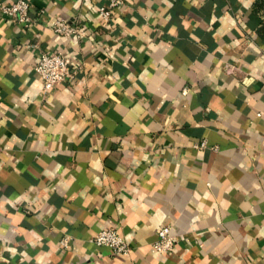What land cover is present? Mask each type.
<instances>
[{"label":"crops","instance_id":"obj_1","mask_svg":"<svg viewBox=\"0 0 264 264\" xmlns=\"http://www.w3.org/2000/svg\"><path fill=\"white\" fill-rule=\"evenodd\" d=\"M28 1L0 13V264H264V0ZM43 51L80 68L46 91Z\"/></svg>","mask_w":264,"mask_h":264},{"label":"built area","instance_id":"obj_2","mask_svg":"<svg viewBox=\"0 0 264 264\" xmlns=\"http://www.w3.org/2000/svg\"><path fill=\"white\" fill-rule=\"evenodd\" d=\"M126 0H108V3L98 8L99 13L110 19L113 13ZM43 10L40 12V14ZM0 13L21 26H30L37 17L33 14L32 5L28 0H17L12 3L0 1ZM39 14V12H38ZM55 32L61 35L82 37L87 34L79 22L67 19H57L52 24ZM80 67H74L62 52L43 51L35 69L44 81V88L50 91L54 87L70 79ZM187 89H185V92ZM173 226L166 224L159 230L158 239L154 247L163 253L173 252L177 249L180 239L172 232ZM92 240L100 246H108L114 254H130L133 246L118 231L116 227H107L97 233Z\"/></svg>","mask_w":264,"mask_h":264},{"label":"trees","instance_id":"obj_3","mask_svg":"<svg viewBox=\"0 0 264 264\" xmlns=\"http://www.w3.org/2000/svg\"><path fill=\"white\" fill-rule=\"evenodd\" d=\"M260 4H261V5H260ZM262 5H263V3L261 2V3H259L257 6H260V7H261Z\"/></svg>","mask_w":264,"mask_h":264}]
</instances>
